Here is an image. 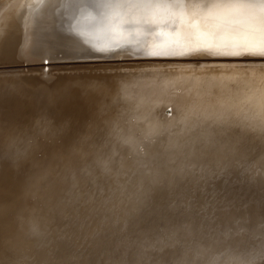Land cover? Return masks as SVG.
Here are the masks:
<instances>
[{
  "label": "bare ground",
  "instance_id": "obj_1",
  "mask_svg": "<svg viewBox=\"0 0 264 264\" xmlns=\"http://www.w3.org/2000/svg\"><path fill=\"white\" fill-rule=\"evenodd\" d=\"M33 2L34 0H0V61L37 62L45 57L73 58L85 54L88 47L62 29L63 16L56 7V0H49L33 15L31 21L30 9ZM36 6L39 7V4ZM256 41L255 31L234 30L226 16L220 14L213 19L211 25L204 28L199 27L197 22L192 25L185 23L182 29L156 28L135 39L130 38L127 43L100 52L105 57L127 53L131 56L173 54L202 57L229 54L250 58L264 55V47L259 46ZM43 67L44 63L41 68ZM168 79L166 74L147 76L136 73L116 77L111 73H103L94 79L89 75L85 76L83 80L78 76H57L48 87L45 82L36 78L29 83L14 79L0 84V237L6 233H13L14 237L21 234L19 226L22 224L16 219L35 222L41 212V220L47 221L48 217L45 215L59 218L64 216L63 213L68 214L81 208L82 203H87L85 198H79V190H76L77 197H74L75 192L66 190V201L63 204L51 193L47 194L46 200L39 198L38 202L27 191L41 179L37 176L27 181V175L51 165L49 160L58 153L98 154V158L77 168L70 179L72 186L76 182L89 181L90 186L88 184L87 189L85 188L88 196L92 191L99 190L101 195L108 197L116 188L126 187L129 188V195L121 194L118 203H140V199L136 200L137 197L140 198L143 190L141 187L144 188L147 181L140 180L142 176L139 169L143 166V161H149V157L153 155L152 142L156 146L161 144L162 136H156L157 133L161 130L170 131L167 128H170L171 123H163L156 105L148 107L146 113L144 108L138 110L136 106L132 109L127 107L128 110L124 111V96L132 92L129 86V93H125L122 88L125 84H133L135 100L150 99L154 90L145 84ZM263 93L260 92V96H264ZM167 100L165 101L173 104L172 99ZM191 103L192 106L199 105L195 101ZM118 107L120 108L117 109ZM202 113L201 117L191 119L188 124L223 129L231 122L240 125L252 118L251 113L233 118L229 110H224L218 119ZM156 126L158 127L155 128ZM20 139L24 140L23 144L19 143ZM139 148L143 149L140 151ZM13 153H19L14 157L15 160L11 156ZM38 153L40 156H37ZM181 164L182 162L177 164L178 167ZM118 170L132 172L133 180L126 181L121 174H114ZM178 171L183 173L185 166L182 165ZM175 173L178 175V172ZM168 178V174L162 178L164 186L172 182ZM26 186L29 187L26 189ZM105 200L107 198L102 199V202ZM50 201L58 202L60 206L52 210V206L48 208ZM93 209L95 210L90 212H98L100 219H103L101 217L105 213L100 209L110 213L109 216L111 210H114L113 206L98 203L97 208ZM257 229L258 226L254 230ZM225 232V235L230 233L228 230ZM99 233L103 234L101 231ZM247 236V233L240 235ZM220 249L222 248H217ZM211 264H214L213 261Z\"/></svg>",
  "mask_w": 264,
  "mask_h": 264
},
{
  "label": "water",
  "instance_id": "obj_2",
  "mask_svg": "<svg viewBox=\"0 0 264 264\" xmlns=\"http://www.w3.org/2000/svg\"><path fill=\"white\" fill-rule=\"evenodd\" d=\"M101 54L88 47L85 54L73 59L112 58ZM114 58L148 59L127 53ZM219 129H212L218 133L214 143L224 145L223 148L203 146L200 161L178 174L180 176L171 174L178 186L172 194H168L164 180L158 179L141 191L140 198L137 197L140 204L135 208H130L132 204L126 202L118 203L121 194L129 195V188H116L104 197L99 190L88 196L86 185L89 181L70 185L76 169L98 158V154L58 153L48 159L51 165L27 175V181L37 176L41 178L38 184L26 186V189L29 187L27 191L38 202L39 198L46 200L47 194L51 193L63 204L66 190L75 192L74 197L79 190V198H85L87 203L59 218L45 215L47 221L41 220V212L35 222L16 219L22 224L19 226L21 234L15 235L18 237L13 233L2 235L7 244L1 250L0 264H14L13 260H25L27 264H90L92 256L96 258L98 254L102 255L103 264H120L121 256L131 259L126 264H144L147 259L153 264H211L212 261L214 264H264L263 134L244 130L240 125L224 134H219ZM230 144L236 152L229 162H218L230 152L226 150ZM18 154L11 156L15 160ZM114 174H121L126 181L134 178L133 173L126 170ZM97 203L114 208L112 234L108 230L110 224L104 230V220L100 219L99 213L90 212L97 208ZM50 206L55 210L60 203L50 201L48 208ZM177 209L187 224L164 228L158 236L149 237L156 225L165 227L159 222L166 221ZM256 226L260 233L254 230ZM188 228L189 231L183 232ZM227 230L230 233L225 235ZM245 233L247 237H240ZM134 239L140 243L139 248L135 244L127 247L125 243L128 240L134 242Z\"/></svg>",
  "mask_w": 264,
  "mask_h": 264
},
{
  "label": "rangeland",
  "instance_id": "obj_3",
  "mask_svg": "<svg viewBox=\"0 0 264 264\" xmlns=\"http://www.w3.org/2000/svg\"><path fill=\"white\" fill-rule=\"evenodd\" d=\"M110 57L112 58L73 59L76 57L56 58L55 56L53 59L45 57L37 62L19 61L9 63L0 61V84L14 79H21L20 82L29 83L33 78H36L37 80L40 79L41 82H45L44 84L48 87L57 76L67 78L78 76L83 80L85 76L89 75L94 79V77L103 73H111L116 75V77L136 73L147 76L168 75L169 79L167 81L154 80L145 84L154 90L150 99L135 100L133 95L135 85L133 84H125L122 88L125 93H129L130 89V92H132L124 96V105L122 107L124 111L136 106L138 110L144 108L146 113L148 107L156 105L159 107L158 113L159 117L163 118V123L166 121L171 123L170 128H167L170 131L161 130L157 133L156 136H162L161 144L156 146L155 142H152L154 145L153 155L149 157V161L141 164L143 166L139 169L142 176L140 180H143L142 182L147 181L143 185L147 187H141V190H146L155 184L158 179H162L165 174H168V181L172 182L168 183L169 185L165 186V188L168 194H172L178 186H175V184L170 185L175 183V178L170 177L171 174L178 172L181 175L182 173H179L178 168L182 167V165L185 166V170L192 168L193 164L202 158L203 146L213 145L216 146V149L224 147V145L214 143L217 137L216 134H218L216 131H213L208 126L202 127L201 124H195L194 126L188 124L191 119L201 117L202 112L214 119L221 117L224 110L231 111L233 118L251 113V120H246L244 125L240 124V126L244 130L247 129L256 134H263L264 139V96H260V92H264V57L250 56V58H247L249 56L229 54H210L207 57L173 54L133 56L148 59H116L114 58L115 56ZM43 63L44 67L41 68ZM259 75L262 76L260 77ZM167 99H172L175 103L170 104L165 101ZM194 101L198 102L199 105L195 104V106H192L191 102ZM232 123H229L226 128L219 129V134L230 132L233 128L239 126ZM23 142L24 140H19V143L23 144ZM227 148L226 150L230 152L226 153L227 156L224 155L223 158H219L218 162H229L231 155L236 152L233 144H230ZM139 149L141 151L143 148ZM37 156H40V154L38 153ZM261 160H263L264 165V157ZM181 162L182 164L178 167L177 164ZM262 177L264 178V166ZM138 200L139 198L136 201ZM138 204L140 203L132 205L130 208H135ZM111 211V216H109L110 213L105 211L107 216L101 217L107 229L110 224L108 229L110 234L114 231L113 210ZM108 212L110 211L108 210ZM186 219H189V216H186ZM187 222L184 215L177 209L172 216L167 217L166 221L159 222L165 227L156 225L149 237L158 236L164 228L168 229L171 226L181 227L184 224L186 225ZM106 227L105 230H107ZM185 231H189V228L183 230V232ZM147 240L149 242V238ZM0 241L1 253L2 248L6 247L7 240L1 236ZM146 243V240H144V244ZM125 244L129 248L133 244L137 248L140 246L136 239H134V242L128 240ZM92 257L93 261L90 264H103L102 255L98 254L96 258L95 255ZM129 260L131 259L124 256L119 258L120 264H126ZM13 263L27 264L25 260H13ZM144 264H153V261L147 259ZM157 264H160V262Z\"/></svg>",
  "mask_w": 264,
  "mask_h": 264
},
{
  "label": "clouds",
  "instance_id": "obj_4",
  "mask_svg": "<svg viewBox=\"0 0 264 264\" xmlns=\"http://www.w3.org/2000/svg\"><path fill=\"white\" fill-rule=\"evenodd\" d=\"M49 0H34L30 18ZM39 4V7L36 5ZM62 29L83 45L104 51L156 28L211 25L220 14L237 31H255L264 47V0H56Z\"/></svg>",
  "mask_w": 264,
  "mask_h": 264
},
{
  "label": "snow or ice",
  "instance_id": "obj_5",
  "mask_svg": "<svg viewBox=\"0 0 264 264\" xmlns=\"http://www.w3.org/2000/svg\"><path fill=\"white\" fill-rule=\"evenodd\" d=\"M259 57H264V55H262V56H259Z\"/></svg>",
  "mask_w": 264,
  "mask_h": 264
}]
</instances>
